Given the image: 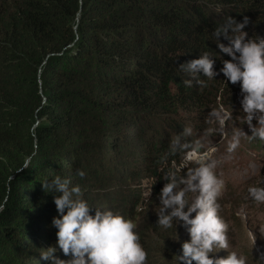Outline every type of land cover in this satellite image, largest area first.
<instances>
[{
    "label": "trees",
    "instance_id": "16d2710c",
    "mask_svg": "<svg viewBox=\"0 0 264 264\" xmlns=\"http://www.w3.org/2000/svg\"><path fill=\"white\" fill-rule=\"evenodd\" d=\"M227 16H247L244 31L264 38V0H0V264H50L39 251L55 245L57 211L41 182L55 175L71 177L90 206L119 211L133 224L140 216L134 231L147 264H176L156 260L148 239L180 234L181 254L190 239L180 224L156 225L164 174L181 164L172 142L197 143L181 135L178 114L201 120L226 105L220 97L240 92L222 74L186 86L190 77L178 66L207 51L219 71L229 57L212 33ZM141 180L151 185L149 197L131 188ZM138 205L145 209L135 212ZM227 236L230 250L263 264L243 226L236 249ZM218 252L210 256L227 255ZM54 255L70 259L59 249Z\"/></svg>",
    "mask_w": 264,
    "mask_h": 264
},
{
    "label": "clouds",
    "instance_id": "9594fccd",
    "mask_svg": "<svg viewBox=\"0 0 264 264\" xmlns=\"http://www.w3.org/2000/svg\"><path fill=\"white\" fill-rule=\"evenodd\" d=\"M248 24L247 16L242 22L227 16L214 29L213 41L219 53L229 57L221 59L219 71L214 70V58L217 57L207 51L200 53L199 58L178 66L180 72L190 77L184 80L186 86L195 82L203 87L205 81L199 79L200 76L214 80L220 74L225 83H239L241 112L251 135H246L241 129L235 130L228 145L229 153L239 146L241 135L250 142L264 141V38L249 37L244 31ZM210 117L222 124L224 119L231 118V113L222 115V110H213ZM181 135L191 136V127L185 126ZM178 148L182 152L181 164H173L164 174L166 183L159 192L156 211L157 227L168 230L180 224L189 235L190 239L181 245L182 254L176 255V264H248L245 255L229 250L228 224L219 215L221 206L218 200L224 181L216 169L221 161L207 153L198 156L199 143L181 144V136L172 142V151ZM75 174L81 179L86 175L82 169H77ZM41 184L46 193L53 194L57 211V216L51 221L56 229V242L53 246L41 248L42 259L50 261V264H147L148 254L131 220L119 211L90 206L81 187L73 184L71 177L55 175ZM150 190L151 185L148 197ZM248 195L253 201L264 203V186H249ZM93 208L94 215L90 214ZM58 249L70 259L55 256ZM221 249L227 250L226 257L210 256ZM260 254L263 257L260 261L264 264V249L260 248Z\"/></svg>",
    "mask_w": 264,
    "mask_h": 264
},
{
    "label": "rangeland",
    "instance_id": "374dc122",
    "mask_svg": "<svg viewBox=\"0 0 264 264\" xmlns=\"http://www.w3.org/2000/svg\"><path fill=\"white\" fill-rule=\"evenodd\" d=\"M231 92L220 97V101L226 105L222 104L213 108L217 111L222 110V115L224 112L231 113V118L224 119L222 124L210 117L213 110L206 113L201 120L194 114L182 110L178 114V119L183 121L185 126L191 127V137L199 143V148H201V152H197V155L207 153L212 158L221 161L216 169L219 178L224 181V188L219 199L224 210L222 214L228 219V231L234 235L232 246L236 249L237 236L240 227L243 226L249 246L258 259L263 261L260 248L264 249V203L253 201L248 195V188L249 186H264V141L252 140L250 142L244 135H241L239 146L235 151L228 152V145L235 130L241 129L246 135H251L244 121V114L241 112L240 92L237 94ZM255 123L254 119L253 125ZM124 128L125 125L122 124L121 129ZM126 183L128 181L124 184ZM147 184L149 183L146 180H141L139 184H133L131 188L141 191L142 195L146 196ZM143 209H145L143 205L134 208L135 212ZM219 214H221L220 211ZM134 220V225L142 222L140 216H135ZM183 232L184 234L187 232L185 228ZM151 239L148 241L152 249L154 246L157 247L154 251L156 260L165 259V257L176 259V255H181L177 245L181 239L180 234H177V239L174 238L170 242L159 241L154 237L155 240L151 242ZM218 253L227 254V250L221 249Z\"/></svg>",
    "mask_w": 264,
    "mask_h": 264
},
{
    "label": "bare ground",
    "instance_id": "6f19581e",
    "mask_svg": "<svg viewBox=\"0 0 264 264\" xmlns=\"http://www.w3.org/2000/svg\"><path fill=\"white\" fill-rule=\"evenodd\" d=\"M197 151V150H196ZM197 152H199V151H197ZM201 152V151H200Z\"/></svg>",
    "mask_w": 264,
    "mask_h": 264
},
{
    "label": "built area",
    "instance_id": "2783aa9c",
    "mask_svg": "<svg viewBox=\"0 0 264 264\" xmlns=\"http://www.w3.org/2000/svg\"><path fill=\"white\" fill-rule=\"evenodd\" d=\"M199 156V155H198Z\"/></svg>",
    "mask_w": 264,
    "mask_h": 264
}]
</instances>
